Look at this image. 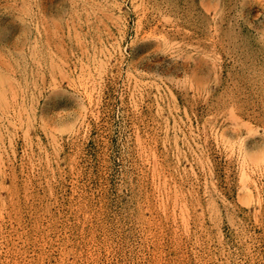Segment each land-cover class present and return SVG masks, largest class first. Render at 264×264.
<instances>
[{"label":"rangeland","instance_id":"rangeland-1","mask_svg":"<svg viewBox=\"0 0 264 264\" xmlns=\"http://www.w3.org/2000/svg\"><path fill=\"white\" fill-rule=\"evenodd\" d=\"M0 264H264V0H0Z\"/></svg>","mask_w":264,"mask_h":264},{"label":"bare ground","instance_id":"bare-ground-1","mask_svg":"<svg viewBox=\"0 0 264 264\" xmlns=\"http://www.w3.org/2000/svg\"><path fill=\"white\" fill-rule=\"evenodd\" d=\"M110 12V11H109ZM162 18V17H161ZM86 20V19H85ZM171 23V22H170ZM97 28V27H96ZM100 43V42H99ZM103 53V52H102ZM204 64V63H203ZM92 81V80H91ZM230 111V110H229ZM229 117H231V115L229 116ZM232 119L234 118L233 116L231 117ZM237 118H239V117H237ZM233 121H235L234 119H233ZM232 123H234V122H232ZM236 125V124H235ZM231 126H232V124H231ZM234 126V125H233ZM235 128V127H234ZM249 133V132H248ZM223 146V145H222ZM233 153V152H232ZM237 153V152H236Z\"/></svg>","mask_w":264,"mask_h":264}]
</instances>
